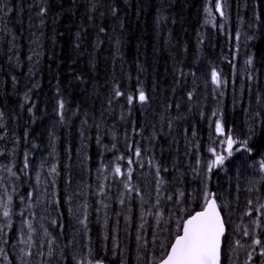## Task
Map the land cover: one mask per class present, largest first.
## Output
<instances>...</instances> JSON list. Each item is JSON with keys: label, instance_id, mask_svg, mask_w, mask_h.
Returning a JSON list of instances; mask_svg holds the SVG:
<instances>
[{"label": "trees", "instance_id": "obj_1", "mask_svg": "<svg viewBox=\"0 0 264 264\" xmlns=\"http://www.w3.org/2000/svg\"><path fill=\"white\" fill-rule=\"evenodd\" d=\"M0 145V264H158L207 193L263 264L264 0H3Z\"/></svg>", "mask_w": 264, "mask_h": 264}, {"label": "snow or ice", "instance_id": "obj_2", "mask_svg": "<svg viewBox=\"0 0 264 264\" xmlns=\"http://www.w3.org/2000/svg\"><path fill=\"white\" fill-rule=\"evenodd\" d=\"M3 0H0L2 3ZM216 10L220 11V14L223 15L221 11V4L219 2L215 5ZM9 10L10 9H6ZM43 12V9L41 10ZM206 11L211 13V9H206ZM249 64L252 63L251 59L248 61ZM212 82L218 87L221 84L219 74L216 71L212 72ZM116 97L123 95L120 91L115 92ZM191 97V94H189ZM138 99L140 102L146 101V96L143 91L139 92ZM127 102L131 104L133 102V96H127ZM60 107L63 108V103L60 104ZM216 131L221 132L222 127L219 121L216 122ZM227 151L231 155L233 151V139L229 136L227 141ZM214 151V150H213ZM139 149L136 150V155H139ZM225 157L217 155L215 161L212 164L208 165L209 170L215 164L222 165L224 163ZM131 160H129V164ZM264 168V165H261ZM55 171V169H53ZM115 172L119 174L121 172L120 167H116ZM127 187V185H125ZM181 196L183 193L180 194ZM214 193H207L205 196V205L203 210L190 215L188 219L182 224V234L175 237L174 242L169 245V251L167 256L160 262V264H221V255H222V244L228 243V238L226 236V223L221 215V210L218 207L217 200L214 198ZM10 199V198H9ZM249 204L252 202L249 201ZM264 210V204H261L259 208H255L254 211L260 213ZM252 210H249L247 213L251 215ZM10 215L9 209L4 208L3 216L8 218ZM253 224H257V220L252 221ZM29 231H32L31 224L28 225ZM244 236H249L250 233L245 230L243 233ZM31 236H29V241ZM256 245L264 248V243L260 239H254L253 241ZM27 243V242H26ZM236 244H240V241H236ZM3 250L0 249V252ZM261 256H264V251L260 253ZM97 264H100L97 261Z\"/></svg>", "mask_w": 264, "mask_h": 264}, {"label": "rangeland", "instance_id": "obj_3", "mask_svg": "<svg viewBox=\"0 0 264 264\" xmlns=\"http://www.w3.org/2000/svg\"><path fill=\"white\" fill-rule=\"evenodd\" d=\"M0 153H2V148H1V145H0ZM4 160L1 159L0 157V200H2L6 195L3 191V185L6 184V177H5V172H6V166L3 162ZM42 173H39L37 175V177L35 178V181H37V184L42 180ZM7 207L9 209V212H10V215L8 218H5L3 216V211H4V208ZM15 215H19L20 217L23 215V212L21 210H18L11 202L9 203H3L1 204L0 203V229H3V231L6 230V227L8 225L11 224V222L14 221V217ZM21 222V219L19 218L18 220V223ZM247 228H245L246 230ZM250 227L248 228L247 231H249ZM247 238V236H245ZM46 237L44 236L42 239L44 240ZM55 238L52 237V235H49L48 238H46V247L47 248H50V251H49V263L52 262V257H53V248L56 247L57 243L54 241ZM262 241V243H264V240L260 239ZM255 244V243H252V245ZM250 243L248 241V244H246V248L243 250L244 254L248 253L249 251V246ZM259 246V245H258ZM21 248V247H20ZM22 248L25 249V241L23 242L22 244ZM264 251V248H262L261 246H259V251H258V255H259V260L263 262L264 264V256H261L260 253ZM253 258L254 257H245L244 260H243V264H256L253 262Z\"/></svg>", "mask_w": 264, "mask_h": 264}, {"label": "water", "instance_id": "obj_4", "mask_svg": "<svg viewBox=\"0 0 264 264\" xmlns=\"http://www.w3.org/2000/svg\"><path fill=\"white\" fill-rule=\"evenodd\" d=\"M215 198V197H214ZM216 199V198H215ZM217 204H218V207L220 208V210H221V207H220V205H219V203L217 202ZM203 210V209H202ZM202 210H200V211H202ZM200 211H197V212H200ZM197 212H195V213H197ZM195 213H193L192 215H194ZM221 215H222V217H223V219L225 220V217H224V214H223V212H222V210H221ZM190 217V216H189ZM188 217V218H189ZM187 218V219H188ZM225 223H226V220H225ZM226 233H227V226H226ZM180 234H182V231H181V233ZM179 234V235H180ZM175 240V239H174ZM174 242V241H173ZM170 250V249H169ZM222 254H223V244H222ZM167 256V255H166ZM158 264H160V262L158 263ZM221 264H222V255H221Z\"/></svg>", "mask_w": 264, "mask_h": 264}]
</instances>
